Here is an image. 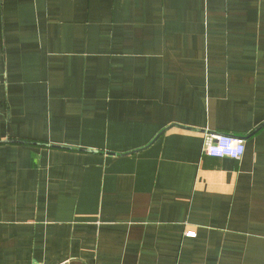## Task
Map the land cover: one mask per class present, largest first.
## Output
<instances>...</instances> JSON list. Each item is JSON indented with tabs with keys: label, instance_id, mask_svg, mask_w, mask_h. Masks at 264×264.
<instances>
[{
	"label": "crops",
	"instance_id": "1",
	"mask_svg": "<svg viewBox=\"0 0 264 264\" xmlns=\"http://www.w3.org/2000/svg\"><path fill=\"white\" fill-rule=\"evenodd\" d=\"M0 264H264V0H0Z\"/></svg>",
	"mask_w": 264,
	"mask_h": 264
},
{
	"label": "built area",
	"instance_id": "2",
	"mask_svg": "<svg viewBox=\"0 0 264 264\" xmlns=\"http://www.w3.org/2000/svg\"><path fill=\"white\" fill-rule=\"evenodd\" d=\"M245 152L241 138L210 133L203 136L202 154L209 158L239 160Z\"/></svg>",
	"mask_w": 264,
	"mask_h": 264
}]
</instances>
